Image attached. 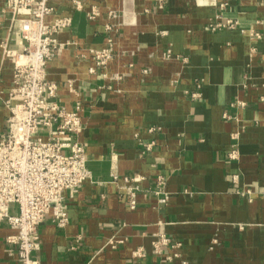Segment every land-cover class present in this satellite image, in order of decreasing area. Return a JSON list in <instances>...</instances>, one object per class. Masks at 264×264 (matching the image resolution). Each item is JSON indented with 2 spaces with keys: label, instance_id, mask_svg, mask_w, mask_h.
Masks as SVG:
<instances>
[{
  "label": "crops",
  "instance_id": "1",
  "mask_svg": "<svg viewBox=\"0 0 264 264\" xmlns=\"http://www.w3.org/2000/svg\"><path fill=\"white\" fill-rule=\"evenodd\" d=\"M78 1H49L50 19L69 23L46 73L59 85L61 106L79 110L77 138L91 177L66 193L65 227L52 215L39 226L35 257L40 264H264V0ZM217 15L246 31H211ZM109 46L113 57L99 69L94 51ZM23 48L6 12L0 134ZM158 176L165 202L154 192ZM126 177L140 188L136 209ZM15 232L0 223V264H21L7 241ZM161 235L179 246L158 254Z\"/></svg>",
  "mask_w": 264,
  "mask_h": 264
},
{
  "label": "built area",
  "instance_id": "2",
  "mask_svg": "<svg viewBox=\"0 0 264 264\" xmlns=\"http://www.w3.org/2000/svg\"><path fill=\"white\" fill-rule=\"evenodd\" d=\"M49 1L5 0L6 7L0 10V24L1 17L11 13L24 42L23 51L16 54L22 61H15L12 88L5 101L9 115L0 134V223L16 231L7 241L15 247L21 264H40L35 257L40 249L39 226L52 215L57 226L65 227L69 222L66 193L78 192L91 177L86 148L77 138L83 126L79 110L61 106L59 85L46 73L48 62L61 48L57 34L69 23L67 19H50L55 8ZM73 1L80 7L78 0ZM208 28L246 31L238 20L220 15L209 22ZM251 37L258 40L261 34L252 31ZM112 57V46L94 51L99 69H104ZM133 180L125 178L130 209H136L140 192L138 186L129 184ZM164 186V178L158 176L154 192L163 195L161 202L168 199ZM178 246L165 235L154 243L158 254L164 248ZM176 256L168 255L164 260L171 262Z\"/></svg>",
  "mask_w": 264,
  "mask_h": 264
}]
</instances>
